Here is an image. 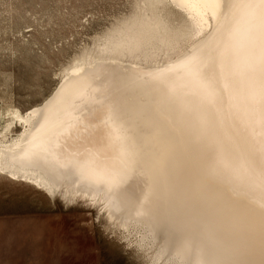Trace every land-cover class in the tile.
I'll list each match as a JSON object with an SVG mask.
<instances>
[{
    "label": "bare ground",
    "instance_id": "6f19581e",
    "mask_svg": "<svg viewBox=\"0 0 264 264\" xmlns=\"http://www.w3.org/2000/svg\"><path fill=\"white\" fill-rule=\"evenodd\" d=\"M135 3L13 112L0 172L98 208L146 264H264V3Z\"/></svg>",
    "mask_w": 264,
    "mask_h": 264
},
{
    "label": "rangeland",
    "instance_id": "374dc122",
    "mask_svg": "<svg viewBox=\"0 0 264 264\" xmlns=\"http://www.w3.org/2000/svg\"><path fill=\"white\" fill-rule=\"evenodd\" d=\"M135 4L0 0V140L23 130L13 112L47 100L69 64ZM134 239L98 208L82 201L67 205L0 172V264H146Z\"/></svg>",
    "mask_w": 264,
    "mask_h": 264
},
{
    "label": "snow or ice",
    "instance_id": "6c2138e0",
    "mask_svg": "<svg viewBox=\"0 0 264 264\" xmlns=\"http://www.w3.org/2000/svg\"><path fill=\"white\" fill-rule=\"evenodd\" d=\"M262 3H264V0H261ZM228 3H227V0H225V7H228Z\"/></svg>",
    "mask_w": 264,
    "mask_h": 264
}]
</instances>
